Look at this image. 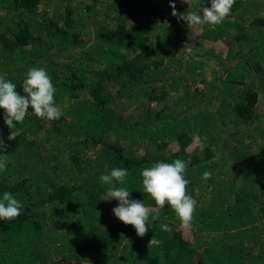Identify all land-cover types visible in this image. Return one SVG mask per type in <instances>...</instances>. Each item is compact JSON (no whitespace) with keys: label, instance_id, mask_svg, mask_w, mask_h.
<instances>
[{"label":"trees","instance_id":"obj_1","mask_svg":"<svg viewBox=\"0 0 264 264\" xmlns=\"http://www.w3.org/2000/svg\"><path fill=\"white\" fill-rule=\"evenodd\" d=\"M170 3L211 7L0 0V75L23 95L29 69L44 68L63 112L49 121L29 108L9 129L0 109V199L22 203L0 221V264H264V0H235L222 24L192 29ZM175 159L197 201L191 229L139 174ZM118 167L130 199L158 212L143 237L114 216L117 200L102 201L99 177ZM153 235L162 243L148 248Z\"/></svg>","mask_w":264,"mask_h":264},{"label":"clouds","instance_id":"obj_2","mask_svg":"<svg viewBox=\"0 0 264 264\" xmlns=\"http://www.w3.org/2000/svg\"><path fill=\"white\" fill-rule=\"evenodd\" d=\"M189 4V0H184ZM211 7H203L199 12L188 10L186 13H177L175 3H170L172 15L184 21L189 29L200 25L216 26L222 24L230 15L235 0H210ZM186 46V45H185ZM185 48V47H184ZM56 89L52 79L44 68L32 67L26 73L23 81V95L17 91L16 84L0 75V109L4 110V122L9 129L17 123H22L29 108L36 117L49 121L59 119L63 112L55 103ZM15 122V123H14ZM205 147L200 145L201 150ZM7 151L6 145L0 140V153ZM7 155L0 154V172L6 170ZM188 164L175 159L171 163L157 162L151 167L140 171L143 191L150 196L159 209L168 205L175 212L182 229H191L197 201L187 192L189 181L185 178ZM129 173L126 168H112L109 174H102L99 180L109 185L102 197V201L117 200L118 206L113 209L114 216L123 224L134 227L139 237L145 236L149 230V216L156 212L146 206L144 202L130 199L126 178ZM212 173L205 171L202 179L207 181ZM115 182H119L117 187ZM198 194V189H194ZM22 203L13 194L5 191L0 199V221H11L20 216ZM153 221L159 219L158 212L152 215ZM162 231H171L167 223L159 225ZM162 242L154 235L148 242V248L159 246Z\"/></svg>","mask_w":264,"mask_h":264},{"label":"rangeland","instance_id":"obj_3","mask_svg":"<svg viewBox=\"0 0 264 264\" xmlns=\"http://www.w3.org/2000/svg\"><path fill=\"white\" fill-rule=\"evenodd\" d=\"M177 4L186 6L187 3L184 2V0H175ZM191 3V0H189V4ZM188 4V5H189Z\"/></svg>","mask_w":264,"mask_h":264}]
</instances>
